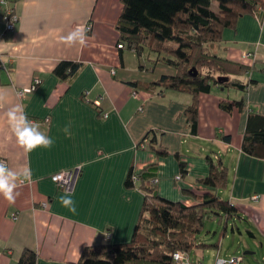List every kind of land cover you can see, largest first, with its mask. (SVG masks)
<instances>
[{
    "label": "crops",
    "instance_id": "0c3cea01",
    "mask_svg": "<svg viewBox=\"0 0 264 264\" xmlns=\"http://www.w3.org/2000/svg\"><path fill=\"white\" fill-rule=\"evenodd\" d=\"M121 7L120 0H0V54L11 59L7 71L0 68V89L7 92L6 103L0 105V158L14 168L28 165L33 174V183L18 187L14 205L0 197V264H15L25 247L36 251L35 264H65L76 260L85 245L128 241L143 198L139 181L124 186L130 168L138 173L154 163L144 172L156 176L160 196L199 202L207 189L197 178L207 174L208 165L200 154H188L196 149L211 152L227 167L226 187L216 192L235 205L238 215L224 222L231 228L215 239L217 247L191 250L190 263L212 264L217 256H232L228 244L238 243L249 256L234 264H264V153L241 150L247 113L264 114L263 11L242 14L233 29H224L222 38L210 45L219 56L253 64L237 77L255 82L243 90L212 86L199 92L193 134L183 113L188 93L146 88V83L172 73V67L159 61L151 65V54L138 57L131 49L116 47ZM9 8L17 21L7 30ZM88 22L86 47L59 42ZM248 51L251 55L242 57ZM63 59L81 63L65 79L53 71ZM36 77L35 88L18 96ZM238 98L244 104L240 109L228 112L218 104ZM16 103L24 104L29 118L54 139L50 149L25 153L9 138L4 114ZM149 129L154 132L140 143ZM152 136L154 142L148 143ZM151 144L167 153L158 154ZM180 161L185 163L183 175ZM74 166L79 171L70 190L51 180L52 173ZM65 191L76 202L75 215L59 203Z\"/></svg>",
    "mask_w": 264,
    "mask_h": 264
},
{
    "label": "trees",
    "instance_id": "16d2710c",
    "mask_svg": "<svg viewBox=\"0 0 264 264\" xmlns=\"http://www.w3.org/2000/svg\"><path fill=\"white\" fill-rule=\"evenodd\" d=\"M11 2L12 0H8ZM122 7L115 22L118 31L117 43L133 50L138 57L144 50L151 54V65L162 61L173 69L162 74L155 81L146 83V88L186 92L190 100L183 113L191 133L196 132L198 117V94L207 92L212 86L235 87L243 90L250 82L237 77L253 67L234 61L210 51V45L222 38L226 28L233 29L239 16L254 13L260 9L264 13V0H120ZM12 9V8H9ZM118 47V48H122ZM154 61V62H153ZM79 61L60 60L53 71L61 78H69L79 69ZM206 66L215 73L203 72ZM219 76H227L219 81ZM221 109L230 112L232 108L244 106L241 98L219 100ZM154 132L146 131L143 139ZM154 136V135H153ZM145 142L150 143L155 139ZM225 138H228L226 136ZM154 142V141H153ZM158 154H166L165 147L151 144ZM241 150L250 155L264 153V114L249 111L246 116ZM177 155V153H175ZM208 172L197 178L205 189L201 200L185 204L160 196L155 189L156 176L145 170L130 168L124 178L125 187L137 186L143 191L138 218L133 226L130 239L125 242H101L85 245L76 260L65 264H174L171 254L182 250L187 257L194 248L217 247V240L205 241L198 237L205 221L212 217L231 218L238 215L235 205L217 194L226 187L227 167L219 158L205 155ZM184 162H179L180 175L185 174ZM191 193L188 189H183ZM231 228V226H230ZM226 231L224 225L222 234ZM37 253L25 247L15 264H35ZM184 264H190L188 262Z\"/></svg>",
    "mask_w": 264,
    "mask_h": 264
},
{
    "label": "clouds",
    "instance_id": "9594fccd",
    "mask_svg": "<svg viewBox=\"0 0 264 264\" xmlns=\"http://www.w3.org/2000/svg\"><path fill=\"white\" fill-rule=\"evenodd\" d=\"M90 27L86 24H78L67 35L60 37L59 42L66 46L79 45L81 48L86 47L90 39ZM8 58L0 55V63L4 66L8 64ZM6 70V69H5ZM18 96L23 93H17ZM7 101V92L0 89V105ZM5 120L9 131V138L14 139L16 145L25 153H31L36 149H50L54 144V139L42 131V124L38 120L30 119L25 105L16 103L8 107L5 114ZM67 133L69 129L66 127ZM25 183H33V174L31 167L22 165L11 167L6 159H0V197H3L9 205H14L19 195L18 187ZM60 205L72 214H77L76 202L72 194L65 191L58 197ZM174 264H184L186 254L182 250H177L171 254Z\"/></svg>",
    "mask_w": 264,
    "mask_h": 264
},
{
    "label": "built area",
    "instance_id": "2783aa9c",
    "mask_svg": "<svg viewBox=\"0 0 264 264\" xmlns=\"http://www.w3.org/2000/svg\"><path fill=\"white\" fill-rule=\"evenodd\" d=\"M2 1H4V0H2ZM6 13L7 14L5 16V29L10 30V29H13L15 26V23L17 21V15L12 11V9H7ZM86 25H88L90 27L89 23ZM116 47H122V44L117 43ZM0 55H2V54H0ZM249 55H251V52H249V51L242 53V57H247ZM7 58H8L9 62L6 66H4L3 63H0V68H2L4 70L6 69L5 71H7L9 69V63L11 62L10 61L11 59L9 57H7ZM111 71H113V70H111ZM38 81H39V78H37V77L34 78L33 81L30 83V85H28L27 87H23L22 89H19L18 93H23L25 91H29V90L34 89L36 84L38 83ZM104 115H106V114H104ZM0 159H3V158H0ZM78 171H79V166H74L71 168L62 169L60 171L52 173L50 175V178L52 181L56 182L62 189L70 190L73 186V183H74L76 177H77ZM179 177H180L179 174L176 175V178H179ZM252 199H254V200L258 199V194H253ZM45 203H46V201H41L42 205H45ZM241 258H242L241 254L232 255V256H229L227 258L217 256V257H215L212 264H226V263L234 264V263H237L238 261H240ZM185 262L186 263L188 262L187 255H186ZM199 264H201V263H199Z\"/></svg>",
    "mask_w": 264,
    "mask_h": 264
},
{
    "label": "rangeland",
    "instance_id": "374dc122",
    "mask_svg": "<svg viewBox=\"0 0 264 264\" xmlns=\"http://www.w3.org/2000/svg\"><path fill=\"white\" fill-rule=\"evenodd\" d=\"M89 23V22H88ZM86 23V24H88ZM90 24V23H89ZM91 26V24H90ZM129 48L125 49V51H128ZM210 51H212V49L210 48ZM147 50H144V53H146ZM159 62H162L160 60H158ZM164 63V62H162ZM166 64V63H164ZM201 71L203 72H209V73H215V71H213L212 69H209V67H206V66H202ZM245 73V72H244ZM240 77L242 76L241 74H238ZM218 87V91H220V85L216 86ZM225 91H227L229 89V86L228 87H224ZM236 90H238L237 88L235 87H232ZM188 154H194V155H199L202 157V158H205V155L207 154H210L212 156V153L209 152V151H203V150H199V149H196L194 151H192V153H188ZM230 220V218L228 219H225L223 216L220 218V217H212V218H208L206 221H205V224H204V228L203 230L199 233L198 237L205 240V241H210V240H215L219 237H223L222 236V231H223V228H224V222L225 221H228ZM237 224H239V222L236 220ZM226 230L227 232L230 231V224H227L226 226ZM230 240V238H229ZM228 247L232 248V255H235V254H241L242 257H245V258H248L249 254L248 253H243L244 249H243V245L242 244H238V243H234L233 245L231 243L228 244ZM191 254V253H190ZM189 254V255H190ZM191 264V263H190Z\"/></svg>",
    "mask_w": 264,
    "mask_h": 264
},
{
    "label": "water",
    "instance_id": "95a60500",
    "mask_svg": "<svg viewBox=\"0 0 264 264\" xmlns=\"http://www.w3.org/2000/svg\"><path fill=\"white\" fill-rule=\"evenodd\" d=\"M219 81H223L227 79V76H219L218 77ZM243 253H247L246 251H244Z\"/></svg>",
    "mask_w": 264,
    "mask_h": 264
}]
</instances>
